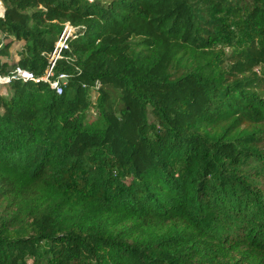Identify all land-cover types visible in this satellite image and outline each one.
Returning a JSON list of instances; mask_svg holds the SVG:
<instances>
[{
    "label": "trees",
    "instance_id": "16d2710c",
    "mask_svg": "<svg viewBox=\"0 0 264 264\" xmlns=\"http://www.w3.org/2000/svg\"><path fill=\"white\" fill-rule=\"evenodd\" d=\"M0 1V264H264V0Z\"/></svg>",
    "mask_w": 264,
    "mask_h": 264
},
{
    "label": "built area",
    "instance_id": "2783aa9c",
    "mask_svg": "<svg viewBox=\"0 0 264 264\" xmlns=\"http://www.w3.org/2000/svg\"><path fill=\"white\" fill-rule=\"evenodd\" d=\"M4 12L5 10L3 4L0 1V19L4 18ZM73 32L74 28H72L69 24L64 25V29L55 44L54 51L47 59V67L42 76L35 77L31 73L26 72L21 68H16L13 74L6 76L0 75V86L8 85L15 80L31 81L33 83L44 81L49 84L51 89H56L57 83L55 82V80L52 79L54 64L58 59H60L61 51L63 49H67L66 42L68 38L73 34ZM59 79H65V76H59Z\"/></svg>",
    "mask_w": 264,
    "mask_h": 264
},
{
    "label": "rangeland",
    "instance_id": "374dc122",
    "mask_svg": "<svg viewBox=\"0 0 264 264\" xmlns=\"http://www.w3.org/2000/svg\"><path fill=\"white\" fill-rule=\"evenodd\" d=\"M0 39H1V35H0ZM15 47H16L15 45L11 46V47H10V51H11V50H14ZM0 89H2V90H4V91H7V90H10V87H3V88L0 87ZM92 96L95 97L94 94H92Z\"/></svg>",
    "mask_w": 264,
    "mask_h": 264
}]
</instances>
